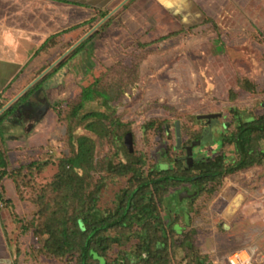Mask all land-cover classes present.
Instances as JSON below:
<instances>
[{
    "label": "rangeland",
    "instance_id": "374dc122",
    "mask_svg": "<svg viewBox=\"0 0 264 264\" xmlns=\"http://www.w3.org/2000/svg\"><path fill=\"white\" fill-rule=\"evenodd\" d=\"M134 1L130 0L124 10L114 9L112 15L118 12L110 21L84 39L89 41L83 50L75 52V47L64 55L34 84H41L33 94L35 97L2 123L4 136L19 138L23 145L29 144L32 135L43 134V144L30 146L29 152L22 146L13 147L17 152H12V163L29 162L32 158L45 160L32 184L45 187L58 172L60 159L71 154L68 111L83 88L97 86L107 92L121 125L114 126L106 120L109 131L99 136L86 128L92 119H83L75 130L76 138L86 135L96 142L98 169L92 173L94 181L102 177L99 206L104 214L116 208L117 194L128 185L127 177L113 180L104 171L105 162L118 164L142 157L145 165L139 173L140 180L158 176L157 168L165 165L176 169L177 158L187 152L175 148V122H181L182 146L189 145L207 128V122L197 115L218 112L223 115L215 121L207 142L197 146L194 157H212L223 151L233 160L238 157L235 147L223 137L236 131L240 118L264 116V0H200V4L195 0H171L165 6L163 2L157 3V10H150L151 15L147 13L151 17L140 15L131 6ZM204 2L216 16L207 17L200 7ZM126 10L134 13L132 19L125 16L128 23L124 19ZM102 19V13H97L96 20L58 36L42 60L30 63L26 72L18 76L13 95L61 58ZM171 32L177 33L162 39ZM103 100L100 97L88 102L82 113L104 110ZM128 132L133 134V152L125 144ZM256 147L264 148V139ZM237 172L207 183L199 194L196 186L184 182L152 191V198L140 202H151L157 219L109 230L111 236L121 237L122 244L110 245L107 260L128 252L136 264H197L198 257L220 264L226 254L249 246L264 251V196H248L246 206L245 197L236 196L239 191L244 192V187H237L236 182L242 180L244 185L247 180L256 183V188L264 180V163ZM187 188L192 196L184 194L180 198ZM27 195L31 196L30 192ZM45 198L53 200L52 191ZM34 212L28 216L21 213L25 223ZM10 227V241L21 246L23 264H77L75 258L35 257L32 232L22 225ZM142 228L146 231L138 234ZM159 240L166 241V246L157 248ZM146 244L148 251H144Z\"/></svg>",
    "mask_w": 264,
    "mask_h": 264
},
{
    "label": "trees",
    "instance_id": "16d2710c",
    "mask_svg": "<svg viewBox=\"0 0 264 264\" xmlns=\"http://www.w3.org/2000/svg\"><path fill=\"white\" fill-rule=\"evenodd\" d=\"M101 13L103 18L107 14L104 11ZM111 18H108L106 23L101 24V28ZM94 20L96 17L53 34L40 49L51 48L56 44L57 37L65 31H72ZM206 20L212 19L206 18ZM96 30L100 31L98 28ZM176 33L172 32L163 36L162 39ZM88 41L89 39L83 40L77 45L75 52L83 50ZM145 45L146 43L142 44V46ZM40 87V83L31 86L10 107L0 113L2 146L5 144L4 131L1 128L2 123L25 102L34 97L33 94ZM246 89L251 91L249 88ZM100 97L104 98L101 104L104 110H90L82 113V109L88 102L95 101ZM109 99L110 95L97 86L83 88L79 99L68 111L67 135L71 154L60 159L58 172L48 186L32 187L36 173L41 172L44 168L45 160L36 158L28 162L25 170L19 167L9 171L7 150L4 146L0 148V207L1 204L6 206L10 203V200L5 198L3 179L11 177L16 181L20 195L37 206L34 216L25 224L26 230L32 232L36 241L33 250L35 257L41 256L58 260L75 258L77 264H136L128 252L125 255H118L112 261L107 260L106 253L110 245L122 244L120 236H111L107 232L118 227L130 228L135 224L140 225L149 218L157 219L151 202L141 203L140 200L152 198V191L165 190L169 186H176L183 182L190 183L193 187L196 186L199 194L209 182L243 168L264 163V148L257 149L256 147L257 142L264 139V116L251 120H241L240 118L236 131L228 137H223V140L228 138L235 147L238 157L233 160H230L222 152L212 157L195 158L193 166L187 167L184 157L180 156L176 161L178 164L176 169L165 165L163 168H157L158 176L151 177L149 175L145 180H140L139 177L141 168L145 165V160L142 157L136 161L119 162L118 164H113L110 161L105 162L104 171L109 173L115 181L127 177L128 185L117 194L116 208L104 214L99 206L103 189L102 177L94 181L92 173L98 169L95 161L96 142L86 135L76 138L75 130L83 119H92L86 124V128L99 136H105L109 131L108 126L105 125L106 120H109L110 124L112 123L114 126L121 125L122 122L116 117L115 110H112ZM200 138L201 135L195 140H200ZM229 161L231 163H228ZM134 180H138V183L134 184ZM150 186H152V190L149 189ZM49 190L52 191L53 200L45 198ZM27 192H30L31 196H28ZM162 230L164 232L163 228ZM176 230H179L178 226H176ZM145 231L142 228L137 233L140 234ZM156 246L157 248L165 247L166 241L159 240L156 242ZM148 250L149 244H146L144 251ZM37 253L39 255H36ZM196 261L197 264H212L206 262V257H198ZM152 264H157V262L154 261Z\"/></svg>",
    "mask_w": 264,
    "mask_h": 264
},
{
    "label": "crops",
    "instance_id": "0c3cea01",
    "mask_svg": "<svg viewBox=\"0 0 264 264\" xmlns=\"http://www.w3.org/2000/svg\"><path fill=\"white\" fill-rule=\"evenodd\" d=\"M129 1L130 0H0V110L13 99V96H16L13 95V92L15 86L19 83L18 76L23 74L22 71L26 72L30 63L42 60L41 58L44 57V53H46L47 49L40 48L50 36L96 17L97 13L104 11L107 12V16L114 9L118 8V11L124 10V7ZM170 1L171 0H136L131 6L138 9V11H140L139 14L142 13L146 15L149 13L151 15L150 10L155 9L157 3L162 4L161 2H163V6H165V4ZM195 2L200 4V0H195ZM200 7L208 15L207 17L216 16V12L207 9L206 2H204V4L201 3ZM117 12L113 13L110 17L114 16ZM136 14L137 12H135V15ZM139 14H137V16ZM150 15H148V17H151ZM125 16H129V18L131 17L132 19L134 13H130V10H126L124 14V19L126 20ZM126 23H128L127 20ZM16 78L17 81H15ZM1 128L3 129V127ZM4 137L5 144L3 146L7 150L9 171L19 167L25 170L28 164V162L25 161L16 162L15 164L12 163V152H17V150H13V147L22 146L29 152L31 149L30 146H38L44 142L42 133L32 135L28 145H23V143L19 141V138L9 139L6 136ZM3 146L0 139V148ZM222 152L223 151H221V153ZM17 157H19V155ZM34 159L36 158L30 159V161ZM238 173L239 172L236 171L232 174L235 175ZM241 181L236 182V184L239 188L243 186L244 192L239 191L236 196L245 197L244 206L248 204L246 203L248 202L246 201L248 200V196H264V180L258 182L259 184L256 188L253 187L256 183L250 184V182L246 180L243 181L244 185H242ZM3 184L5 186V198L9 199L10 203L6 206L1 204L0 207V264H23L21 246L16 245L15 242L14 246L13 242L10 241L12 240L9 234L11 229L10 225H22L25 228L26 223L25 220L22 219L21 213L26 216L29 212L36 211V205L20 195L16 181L13 178L5 177L3 179ZM240 193H243V195ZM240 199L241 198H239V201ZM15 237L18 238L19 235L17 234Z\"/></svg>",
    "mask_w": 264,
    "mask_h": 264
},
{
    "label": "water",
    "instance_id": "95a60500",
    "mask_svg": "<svg viewBox=\"0 0 264 264\" xmlns=\"http://www.w3.org/2000/svg\"><path fill=\"white\" fill-rule=\"evenodd\" d=\"M113 12V11H112ZM112 12H110L107 16H105L96 26H94L84 37H82L77 43H75L65 54L62 55L61 58L56 60L54 63H52L45 71H43L35 80H33L29 85H27L20 93H18L11 101H9L1 110L0 113H2L5 109L11 106L13 102H15L20 96H22L31 86H33L39 79H41L43 76L46 75V73L52 69L59 61L66 55L68 52H70L72 49H74L77 45H79L88 35H90L93 31H95L104 21H106L111 15ZM223 114L218 113H209V114H201L197 115L198 119H208L211 121L213 118L221 117ZM175 128H176V137H177V148L182 147L183 139H182V131H181V122L177 120L175 122ZM125 144L127 148L130 150V152L134 151V141H133V134L132 132H128L125 135ZM202 144L201 140H194L192 143L188 146H186L187 155L185 157L186 165L187 167H191L194 164L195 157H194V148L197 146H200ZM192 196V194H189L188 190H184L182 193H180V198H182L183 195Z\"/></svg>",
    "mask_w": 264,
    "mask_h": 264
},
{
    "label": "built area",
    "instance_id": "2783aa9c",
    "mask_svg": "<svg viewBox=\"0 0 264 264\" xmlns=\"http://www.w3.org/2000/svg\"><path fill=\"white\" fill-rule=\"evenodd\" d=\"M220 264H264V251L249 246L226 254Z\"/></svg>",
    "mask_w": 264,
    "mask_h": 264
},
{
    "label": "flooded vegetation",
    "instance_id": "af4514ba",
    "mask_svg": "<svg viewBox=\"0 0 264 264\" xmlns=\"http://www.w3.org/2000/svg\"><path fill=\"white\" fill-rule=\"evenodd\" d=\"M34 97H35V96H34ZM34 97H32V98H34ZM32 98H30V99L32 100ZM23 105H24V104H23ZM218 118H220V117H218ZM204 120L207 122V128L203 131V133H202V135H201L200 140L202 141V144H201L200 146L204 145V143L207 142V139L210 137V130H212L213 125H214L215 121L217 120V118H213L211 121H209L208 119H204ZM191 143H192V142H191ZM189 145H190V144H189ZM186 146H188V145H183L181 148L187 152V150H186V148H185ZM196 148H197V147L194 148V154H195V155H196V153H195V149H196ZM183 157H184V160H185L186 155L183 156ZM195 158H197V157H195ZM185 162H186V160H185Z\"/></svg>",
    "mask_w": 264,
    "mask_h": 264
}]
</instances>
